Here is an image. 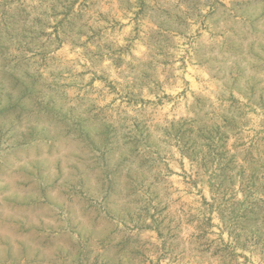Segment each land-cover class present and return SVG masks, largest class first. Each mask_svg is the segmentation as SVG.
<instances>
[{
    "label": "rangeland",
    "instance_id": "1",
    "mask_svg": "<svg viewBox=\"0 0 264 264\" xmlns=\"http://www.w3.org/2000/svg\"><path fill=\"white\" fill-rule=\"evenodd\" d=\"M0 264H264V0H0Z\"/></svg>",
    "mask_w": 264,
    "mask_h": 264
}]
</instances>
